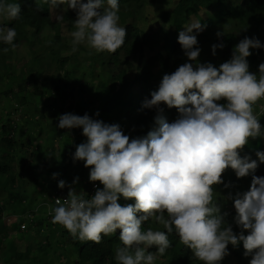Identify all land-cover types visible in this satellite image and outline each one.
<instances>
[{"label": "clouds", "instance_id": "obj_1", "mask_svg": "<svg viewBox=\"0 0 264 264\" xmlns=\"http://www.w3.org/2000/svg\"><path fill=\"white\" fill-rule=\"evenodd\" d=\"M42 3L52 10L66 5L65 10L76 11L73 53L81 45L96 53H114L126 41V29L119 25V0ZM20 17L18 0H0V45L7 46L2 49L5 53L17 47V31L4 22ZM206 27L201 20H193L179 32L178 43L190 62L164 74L158 90L144 101V108L156 110V127L146 136L130 140L119 124L104 123L87 113L58 117L60 129L82 128L87 140L76 147L73 160L84 161L90 182L99 181L103 187L89 197L77 192L79 177L72 185L59 180L58 188L68 187L69 192L66 199L55 200L52 223L81 243L101 244L102 236L110 237L120 229L115 264H156L172 246L169 237L173 234L202 264H221L229 255L228 246L240 244L244 256H251L249 264H264V176L253 175L247 192H237L234 198L229 194L239 233L220 214L213 189L224 183L221 177L227 168L242 178L264 164V152H256L257 160L240 155L249 138L264 137V127L253 111L264 99V63L256 74L249 71L246 59L252 54L250 49L264 48V44L245 37L234 47L231 59L219 67L201 63L197 35ZM223 35L217 32V37ZM223 47L222 43L213 45V55ZM222 100L226 103H218ZM161 105L176 108L178 117L168 122ZM58 175L53 173L52 178ZM121 197L135 202L122 206ZM150 221L163 230L143 226Z\"/></svg>", "mask_w": 264, "mask_h": 264}, {"label": "trees", "instance_id": "obj_2", "mask_svg": "<svg viewBox=\"0 0 264 264\" xmlns=\"http://www.w3.org/2000/svg\"><path fill=\"white\" fill-rule=\"evenodd\" d=\"M151 1L153 0H119V25L126 29V41L114 53L107 51L100 53L102 63L108 70H111L114 66H126L130 64V59L138 60L136 72L132 79L133 87L138 90V101H134V98H131L125 104L132 107L130 128L128 130L135 132L137 136L141 137L146 136L148 132L156 127L154 122L156 110L143 107L144 101L151 99V92L158 90L159 87V84L155 83L154 80L155 62L154 59H150L148 52L156 50L157 60L161 66L168 72L175 71L185 56L181 45L178 43L179 32L183 31L184 27H187L193 20H201L202 24L207 25L206 29L197 35L198 46L207 43H211L212 46L222 43L224 47L222 49L217 48L215 55L224 61L231 59L234 47L245 37H255L264 44V0H176L172 7L160 10L159 14L156 15L158 26L146 31L139 26V19L143 8ZM18 2L21 6L20 19L4 22L8 27H14L17 31L14 43L17 47L25 45L31 51L32 48L43 44V36L46 34V30H52L53 37L47 45V54L50 56L52 63L56 65V71L58 72L56 75L48 74L41 81L34 75H30L24 81L23 87L25 89V84L28 81H32L34 93H37V95L43 96L44 87H49L54 100L66 102L74 97L78 86L75 82L69 83L66 80L64 71L69 62L73 59H78V51L75 53L71 51L72 44L68 36L62 33L60 24L53 19V10L50 9L48 4L42 3V0H18ZM84 2H87V0H84ZM57 8L64 9L62 21L67 23L70 30H75L76 11L73 9L65 10L66 5H60ZM217 32H223L224 35L217 37ZM4 47L7 46L0 45V71L7 72L11 68L10 54L13 50L9 48V51L5 53L2 51ZM68 50L71 51V54L63 55V52ZM250 52L252 54L248 57L249 65L259 67L261 63H264V48L250 49ZM24 57L28 58L27 53L20 57L19 60ZM126 75V70L122 69L115 74V82L122 84ZM19 87L23 90L22 83L19 84ZM20 100L25 103L24 96ZM121 103L124 104V101H121ZM218 103H226V101L222 100ZM161 106L164 107V116L168 122L171 123L178 117L176 108L169 109L166 105ZM69 108L73 113L77 111L71 105ZM261 115L259 116L263 122L262 127H264V115ZM13 122L8 119L2 123L0 128V174L7 175L11 184L15 186L17 179L13 163L16 157L15 151L19 147V141L14 136V133L19 123ZM54 122V125L49 128L54 133L53 138H56L57 135L62 134V130L57 127L58 118ZM55 148L59 150L58 147L53 146L46 162L53 164L57 162L58 156ZM257 151L264 152V137L249 138L240 155L241 157L247 155L251 159L257 160ZM44 152L45 148L43 145L33 146V149L27 152L31 160L34 161L33 166L40 164L41 159L45 156ZM63 157L66 156L64 155ZM66 167L69 172L72 162L66 163ZM253 175L257 177L264 176V164H259L254 174L242 178H237L234 170L230 168V176L240 186L241 194L250 190ZM51 188L54 187L51 185L43 188L44 198L42 200L45 201L44 205L50 202V207H53V199L51 198L50 200ZM19 196L15 195L12 198L18 199ZM134 202V199L124 200V204H134ZM29 204H31V201ZM218 207L227 224L232 226L234 232L239 233L240 228L234 223L235 212L224 210L219 205ZM4 210L5 207L0 204V220L4 219ZM143 226L163 230L162 226L151 221L149 223L145 222ZM120 231V229H117L115 234L110 237L102 236L101 244H95L92 241L81 243L74 241L70 236L68 242L75 253V264H115V250L120 246ZM247 234L246 231L245 235ZM169 239L172 246L164 255L166 258L165 262L161 264H202L200 261L197 262L198 260L191 253V249L186 248L180 242L178 236L173 234ZM36 249L37 244L28 245L22 251L19 250L17 244H11L9 248L12 256L10 264H38L37 259L32 255ZM228 250V256L235 260L236 264H249L251 256H244L245 249L242 244L237 247L229 245ZM150 251L154 252L155 248L150 249ZM224 262L223 259L221 264H224Z\"/></svg>", "mask_w": 264, "mask_h": 264}, {"label": "rangeland", "instance_id": "obj_3", "mask_svg": "<svg viewBox=\"0 0 264 264\" xmlns=\"http://www.w3.org/2000/svg\"><path fill=\"white\" fill-rule=\"evenodd\" d=\"M175 1H151L142 10L139 26L146 31L158 26L156 15L160 10L172 7ZM63 10L56 8L52 11L55 21H57L55 16H62ZM57 22L60 24L62 33L68 36L71 42V32L75 30H70L67 23L62 20ZM45 33L43 44L32 48L31 51L25 45L15 48L10 54L11 68L7 72L0 71V128L2 123L8 119L11 122L15 121L13 123H19L14 133L19 141V147L15 151L17 157L13 163L17 179L16 185L11 184L7 175L0 174V204L5 207L4 219L0 220V264L11 263L12 256L9 248L13 243L17 244L21 251L25 250L28 245L37 244V249L33 251L32 255L37 259L38 264H75V253L68 242L70 234L61 225L52 223V209L54 208L46 207L47 205L42 206L45 202L42 200L44 198L43 188L54 186L50 191L51 200L57 192H69L68 187L57 188L59 191H56L59 180H64L67 185H72L74 178L79 177L78 184L75 185L76 190L86 194L91 191L94 182L89 180L90 169L84 166V161L73 160L76 147L87 140L82 135V128L61 129L62 134L53 138L54 133L49 127L54 125L56 118L66 113L79 116L87 113L91 118L104 123L119 124L123 133L128 135L130 140L141 137L128 130L132 107L125 104L131 98L138 101V90L132 84L138 63L137 59H130V64L126 66H114L108 70L102 63L100 53L81 45L78 49V59L69 62L64 71L66 80L69 83L75 82L78 86L73 98L66 102L56 101L49 87H44L43 96H39L34 93L32 81H28L24 89V81L30 75H34L41 81L48 74H58L56 65L52 63L47 54V45L52 40L53 32L47 29ZM199 47L201 52L198 60L201 63H212L219 67L226 62L219 56L213 55L211 43L202 44ZM26 53L28 58L24 57L19 60ZM69 54H71L70 50L63 52V55ZM148 55L155 62V83L160 84L164 74H171L174 71L168 72L161 66L157 60L156 50L148 52ZM246 59L248 61V57ZM186 62L190 61L184 56L177 68ZM122 69L126 70L127 75L123 83L118 84L115 82L114 76ZM258 69V66L249 65V71L252 73L258 74ZM20 83H22L23 90L19 87ZM23 96L25 103L20 100ZM121 101H124V104ZM70 105L77 111L73 113L69 108ZM97 111L99 116L95 115ZM253 111L258 116L259 123L263 125L259 115H264V99L253 106ZM40 139L46 140L47 144L49 140L55 139L54 147L59 148V150L55 148L57 155L65 150L68 152L66 161L72 162L71 170L67 172L68 175L64 173L65 175L60 176L64 172V161L61 159L64 154L59 155V161L54 164L46 162L48 157H45L41 159L38 166H33L34 161L31 160L27 152L31 151L33 146L40 145L42 143ZM242 151L243 149L240 154ZM21 154L26 157H20ZM57 169L59 170L57 171ZM53 173L59 174L56 179L52 178ZM221 178L224 183L213 186L215 203L222 209L234 211L236 214L233 198L237 192L240 193V186L231 178L230 168L222 173ZM97 182L99 188L102 189L103 185L99 181ZM226 184H232L234 187H225ZM230 193L233 198H229ZM15 195L20 196L18 199H13L12 196ZM124 200L121 197L118 203L124 206L126 204H124ZM30 201L31 204H29ZM49 205H51L50 202ZM191 253L193 252L191 251ZM165 260V256H162L156 264L164 263ZM224 261V264H236L235 260L228 255Z\"/></svg>", "mask_w": 264, "mask_h": 264}, {"label": "crops", "instance_id": "obj_4", "mask_svg": "<svg viewBox=\"0 0 264 264\" xmlns=\"http://www.w3.org/2000/svg\"><path fill=\"white\" fill-rule=\"evenodd\" d=\"M0 131H1V129H0ZM1 134V133H0ZM42 141V143L40 144V143H38V144H40V145H43V147L45 148V156L43 157V159L45 158V157H48V155H49V152H50V150H51V148L54 146V142H55V139H52V141H48L49 143L47 144V141L46 140H43V139H40V142ZM44 141V142H43ZM21 148V147H20ZM21 153V152H20ZM61 154H64L66 157H63L62 156V160H63V158H64V167H63V169H64V172H66V175H68L67 174V172H68V168L66 167V163L68 164V162L66 161V159H68V152L65 150V151H63V152H60ZM16 154V153H15ZM29 154V153H28ZM61 154H59V155H61ZM59 155H57L58 157H57V162L59 161ZM16 156V155H15ZM17 157V156H16ZM20 157H26L25 155H20ZM59 169H57V171H58ZM65 175V174H64ZM60 176H63V173H61V175ZM61 179H62V177H61ZM45 183H47V181H45ZM55 184V183H54ZM54 187V186H53ZM57 188H58V186L56 187V191H59V190H57ZM63 194H68V193H63ZM45 205H47V207L48 206H51V205H49L48 203L47 204H45ZM44 204L42 205V206H45Z\"/></svg>", "mask_w": 264, "mask_h": 264}, {"label": "built area", "instance_id": "obj_5", "mask_svg": "<svg viewBox=\"0 0 264 264\" xmlns=\"http://www.w3.org/2000/svg\"><path fill=\"white\" fill-rule=\"evenodd\" d=\"M97 188H99V183L96 181V182H94V183L92 184V186H91V191L87 193L88 196H89V197L93 196V195L95 194ZM67 196H68V194H63V193H59V192H57L56 194H54V195L52 196V199H53V202H54L52 208H55V207L57 206V205H56V201H55L56 199H66ZM49 208H50V207H49ZM49 213H50V212H49ZM50 214H52V213H50Z\"/></svg>", "mask_w": 264, "mask_h": 264}]
</instances>
